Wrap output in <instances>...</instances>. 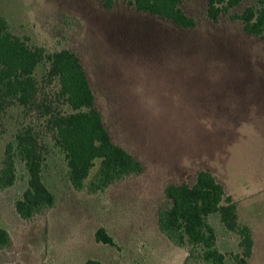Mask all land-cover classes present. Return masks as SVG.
Here are the masks:
<instances>
[{
	"label": "rangeland",
	"instance_id": "rangeland-1",
	"mask_svg": "<svg viewBox=\"0 0 264 264\" xmlns=\"http://www.w3.org/2000/svg\"><path fill=\"white\" fill-rule=\"evenodd\" d=\"M105 1L0 0V18L30 47L70 49L81 57L114 142L146 171L103 193L78 192L64 155L52 148L43 179L57 205L24 220L15 201L28 178L18 163L19 180L0 192V227L14 244L0 249V264H205L189 258L157 224L165 188L192 183L201 170L213 173L238 202L239 222L251 229L255 244L249 264H264V41L246 35L230 16L211 21L205 0H183L198 23L193 30L140 14L134 0H111V10ZM255 4L242 0L230 15ZM46 69L36 72L41 88L71 112L57 102L58 82L47 84ZM35 118L17 104L2 115L0 169L6 145ZM209 222L226 262L236 264L240 236L217 214ZM100 228L117 247L96 241Z\"/></svg>",
	"mask_w": 264,
	"mask_h": 264
},
{
	"label": "trees",
	"instance_id": "trees-1",
	"mask_svg": "<svg viewBox=\"0 0 264 264\" xmlns=\"http://www.w3.org/2000/svg\"><path fill=\"white\" fill-rule=\"evenodd\" d=\"M205 1L211 21L218 23L221 17L230 16L243 23L246 35L264 41V0H257L241 15L230 14L242 0ZM104 4L112 9L111 0ZM130 4L140 14L169 21L180 29L193 30L198 26L196 19L182 8L183 0H134ZM42 65L47 67V84L58 82L57 102L67 105L71 112L61 111L53 97L41 88L36 72ZM14 104L36 115L34 122L24 123L6 145L0 169V192H4L19 180L18 163L24 165L27 188L15 201V210L22 219L31 220L57 205L56 195L43 179L52 148L64 155L68 181L78 192L96 195L121 180L145 173V164L114 142L97 107L81 57L70 49L49 53L30 47L12 32L5 18H0V119ZM45 136H49L53 147ZM216 214L229 232L241 238L242 254L233 256L236 264H249L255 246L252 231L239 222L238 202L207 170L199 171L192 183L165 188L157 224L175 246L188 249L189 258L205 264H228L209 222V217ZM96 241L117 247L104 228L96 232ZM13 246L10 233L0 227V249L12 250Z\"/></svg>",
	"mask_w": 264,
	"mask_h": 264
},
{
	"label": "crops",
	"instance_id": "crops-1",
	"mask_svg": "<svg viewBox=\"0 0 264 264\" xmlns=\"http://www.w3.org/2000/svg\"><path fill=\"white\" fill-rule=\"evenodd\" d=\"M213 215H211L210 217H209V221H210V219H211V217H212ZM213 226V225H212ZM215 228V227H214ZM216 230V229H215ZM217 232V231H216ZM218 238V237H217Z\"/></svg>",
	"mask_w": 264,
	"mask_h": 264
}]
</instances>
